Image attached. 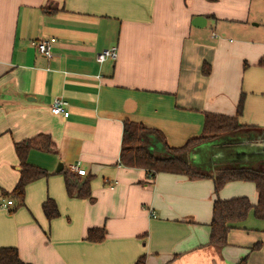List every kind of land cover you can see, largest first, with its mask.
I'll return each mask as SVG.
<instances>
[{"label":"crops","instance_id":"crops-1","mask_svg":"<svg viewBox=\"0 0 264 264\" xmlns=\"http://www.w3.org/2000/svg\"><path fill=\"white\" fill-rule=\"evenodd\" d=\"M46 37L50 58L34 46ZM111 46L116 57L96 62ZM262 57L264 0H0V246H15L29 264H133L140 255L145 264H237L244 255L264 264V218L247 215L221 249L207 243L214 199L254 203L252 182L215 194L211 178L151 177L118 161L124 120L180 146L201 132L205 111L235 114L240 93L239 121L264 129ZM56 96L67 117L51 112ZM38 133L55 152L30 148L26 161L49 175L25 186L24 205L4 208L2 193L19 175L13 144ZM58 163L92 175V201L67 195ZM47 197L59 210L51 220L41 209ZM93 226L104 228L101 241L84 238Z\"/></svg>","mask_w":264,"mask_h":264},{"label":"trees","instance_id":"trees-1","mask_svg":"<svg viewBox=\"0 0 264 264\" xmlns=\"http://www.w3.org/2000/svg\"><path fill=\"white\" fill-rule=\"evenodd\" d=\"M258 64L264 65V57L260 58ZM209 69V64L203 63L202 73L207 75ZM244 96V93H240L236 113L233 115L205 111L201 132L190 137L180 146H170L166 142L164 133L157 128L129 119L123 121L118 158L119 163L123 166L144 168L148 170L151 177L159 172H167L182 174L189 179L211 178L215 194L230 181H249L254 184L257 192V199L254 203L246 195L214 199L207 243L216 249H221L227 244L229 230L243 221L247 215L252 214L258 219L264 218V161L256 164L227 162L207 170L195 167L189 159V153L194 147L216 140L223 134L262 130L256 125L239 121ZM13 147L18 158L19 175L12 190L2 193L14 201L11 210L24 205L25 186L28 183L49 175L45 169L26 161L29 149L55 152L50 136L43 133L14 142ZM58 172L63 175L65 191L69 197H78L88 201L94 199L90 187L92 175H82L66 168H62ZM41 209L47 220L59 215L57 204L52 198L44 199ZM104 235L103 227L93 226L87 229L84 238L91 242H98L104 238ZM259 246L260 243L257 242L250 247V250L257 249ZM246 257L247 255H244L237 264H245ZM0 264L29 263L21 260L15 246H0ZM133 264H145V256L140 255Z\"/></svg>","mask_w":264,"mask_h":264},{"label":"rangeland","instance_id":"rangeland-1","mask_svg":"<svg viewBox=\"0 0 264 264\" xmlns=\"http://www.w3.org/2000/svg\"><path fill=\"white\" fill-rule=\"evenodd\" d=\"M240 139L246 141L236 143ZM190 151L191 160L206 167L217 166L227 158H234L242 163L264 159V129L257 133L251 130L237 132L233 138L229 134H223L216 140L200 144L195 151ZM260 161L264 160L258 162Z\"/></svg>","mask_w":264,"mask_h":264},{"label":"built area","instance_id":"built-area-1","mask_svg":"<svg viewBox=\"0 0 264 264\" xmlns=\"http://www.w3.org/2000/svg\"><path fill=\"white\" fill-rule=\"evenodd\" d=\"M54 38L53 37H46L40 38L35 41L34 46L37 53L43 55L46 58H50L52 56V47H53ZM116 57V46H111L109 48L103 49L95 56V61L98 63H102L107 59H114ZM51 112L56 115H62L67 117L69 114V110L67 107V101L61 97L56 96L53 98L51 102ZM69 170L82 174H85V171L79 168L76 164H71L69 166ZM13 204V201L9 198H4L1 201V206L7 208ZM151 215H153V210L149 209Z\"/></svg>","mask_w":264,"mask_h":264},{"label":"water","instance_id":"water-1","mask_svg":"<svg viewBox=\"0 0 264 264\" xmlns=\"http://www.w3.org/2000/svg\"><path fill=\"white\" fill-rule=\"evenodd\" d=\"M62 169V164L61 163H58L57 167H56V171H60Z\"/></svg>","mask_w":264,"mask_h":264}]
</instances>
